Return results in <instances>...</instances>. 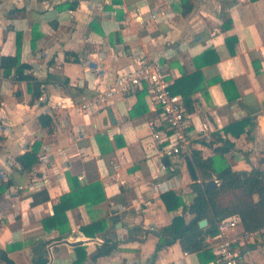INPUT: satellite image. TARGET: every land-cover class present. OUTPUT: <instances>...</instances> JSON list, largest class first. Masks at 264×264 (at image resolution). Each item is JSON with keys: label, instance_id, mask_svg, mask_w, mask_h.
Segmentation results:
<instances>
[{"label": "crops", "instance_id": "1", "mask_svg": "<svg viewBox=\"0 0 264 264\" xmlns=\"http://www.w3.org/2000/svg\"><path fill=\"white\" fill-rule=\"evenodd\" d=\"M71 3L77 7L67 8ZM17 33L23 35L22 62L30 66L24 74L42 83L45 100L34 99L15 70L7 78L0 68V180L11 183L0 196V250H9L15 264L42 258L76 264L79 247L87 252L84 264H215L214 253H187L179 242L154 256L169 236L161 230L177 216L187 225L194 220L198 188L211 181L203 183L193 152L211 159L216 171H264V0H0V62L16 55ZM146 62L164 69L171 88L181 82L176 95L191 93L184 156L160 154L149 125L159 116L140 91L116 95L87 114L69 108V99L78 104ZM44 115L51 128L40 125ZM244 121L249 125L243 128ZM36 142L39 161L23 171L17 158ZM72 177L84 189L99 183L104 199L92 204L85 196L89 203L67 211L64 233L46 230L43 220L71 192ZM44 190L50 200L33 206V195ZM168 192L184 205L168 211L162 199ZM258 201H242L232 232L244 264H264ZM102 221V235L82 232ZM105 241L116 250L94 261Z\"/></svg>", "mask_w": 264, "mask_h": 264}, {"label": "trees", "instance_id": "2", "mask_svg": "<svg viewBox=\"0 0 264 264\" xmlns=\"http://www.w3.org/2000/svg\"><path fill=\"white\" fill-rule=\"evenodd\" d=\"M76 7V3L67 5V8L70 9ZM22 36L23 35L21 33H17V53L14 56H2L0 68L3 70V75L7 78L12 76L13 71L15 70L16 80L27 82L29 91L32 92L33 98L38 99L42 95V83L39 82L32 74H24L25 70L29 69L30 66L22 62ZM207 55H209V53H207L206 56ZM178 84H181V82H176L175 86H172L171 91L173 94L179 93L176 89ZM193 91L194 89L191 92ZM138 92L140 95L142 94L141 96L147 94L146 90H138L137 93ZM182 95L187 111L192 113L194 108L193 101L191 100V93L182 92ZM39 123L44 128H51L52 119L45 115L40 116ZM248 125L249 121L241 123L243 128ZM3 141L4 138L0 136V143ZM40 147L41 143L36 142L33 145L32 150L17 158V162L23 171H32V169L37 165L39 161L38 154ZM192 161L202 177L203 183L212 180L215 177L220 181V185L218 188L213 190H202L201 196L199 197L197 203L193 206V211L196 214V217L188 225L182 216H177L174 218L170 226L161 230L163 234H167L169 236L161 238V241L156 248L154 258L157 257L158 253L164 247L173 245L176 242H179L182 250L187 253H213L207 243V239L209 237L217 236L219 233V225L223 220L241 214L240 204L242 201L251 200L253 197H257L259 200L258 204L264 207V171L253 169L251 172H236L230 167H225L220 171H216L215 168H213V161L211 159H204L200 152H193ZM75 180L76 179L73 177L71 178V192L64 195L61 198L60 203L54 206V216L43 220V226L46 230L55 228L58 229L60 234L64 233L65 230H62V227L65 225L63 220L65 219L67 221V211L89 203L87 199H85V196H90V203L92 204L103 201L104 195L99 183L91 186L90 188L87 187L84 189ZM10 187V182L0 180V196L4 195ZM98 190L100 191V197L97 196L99 194ZM33 199L32 205L37 206L48 202L50 200V196L49 193L44 190L33 195ZM162 199L168 211H174L184 205L182 198L178 197L173 192L163 194ZM202 220L208 221V226L206 228L200 227L199 223ZM106 228V222H95L82 228V232L87 237L95 238L98 235H102L106 231ZM115 250L116 246L112 245L111 242L105 241L104 244L97 247V254L93 260L97 261V259L101 257L110 256ZM9 252V250H0V263L5 262L6 264H15L10 259L8 255ZM77 253L78 259L76 260V264H84V261L87 258L86 249L79 247L77 248ZM48 263V259L42 258L37 264Z\"/></svg>", "mask_w": 264, "mask_h": 264}, {"label": "built area", "instance_id": "3", "mask_svg": "<svg viewBox=\"0 0 264 264\" xmlns=\"http://www.w3.org/2000/svg\"><path fill=\"white\" fill-rule=\"evenodd\" d=\"M138 90H146L151 108L159 116L158 120H151L149 125L160 154L170 159L184 156L189 151L192 115L187 111L183 97L172 93L171 82L158 63L146 62L130 72L119 74L110 88L84 97L78 104L69 99L68 105L69 108L87 114L95 107L106 105L116 95L130 94ZM42 95L38 99L40 103L45 100ZM215 181L219 186L220 181ZM205 184H200L198 188L199 197L202 190H206L202 187ZM238 226L237 216L225 219L219 225L217 236L207 239L216 257L215 264H244L240 242L232 236Z\"/></svg>", "mask_w": 264, "mask_h": 264}, {"label": "water", "instance_id": "4", "mask_svg": "<svg viewBox=\"0 0 264 264\" xmlns=\"http://www.w3.org/2000/svg\"><path fill=\"white\" fill-rule=\"evenodd\" d=\"M110 114H111V117H113V116H112V113H110ZM186 161H187V164H188V166H189V168H190V171H191V173H192L193 178L196 180V179H197V175H196V172H195V169H194L192 163L190 162V158L187 157V158H186ZM163 162H164L165 164H166V163H167V164H170V162H169V160H168L167 158H165ZM202 187H203L204 189L213 190V189H216L218 186H217V183H216L215 180H211V181L207 182L205 185H203ZM199 194H200V192H199ZM199 194H198V195H199ZM199 225H200L201 228H206V227L208 226V221H207V220H202V221L199 223ZM61 243L67 244V245L72 246V247L80 246V245L83 244V242H70V241H68V240H64V241H62ZM50 249H51V248H50Z\"/></svg>", "mask_w": 264, "mask_h": 264}]
</instances>
